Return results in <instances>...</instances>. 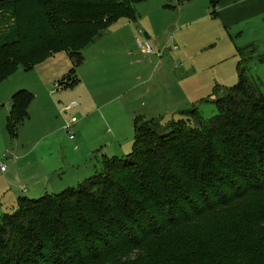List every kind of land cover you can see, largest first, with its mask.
Wrapping results in <instances>:
<instances>
[{
  "label": "trees",
  "instance_id": "obj_1",
  "mask_svg": "<svg viewBox=\"0 0 264 264\" xmlns=\"http://www.w3.org/2000/svg\"><path fill=\"white\" fill-rule=\"evenodd\" d=\"M144 1L0 0V84L61 53L81 65L83 50L118 21H136L135 7ZM208 1L216 17L226 0ZM238 55L239 81L215 90L213 118L197 108L169 123L140 117L126 157H105L102 171L77 188L20 196L15 211L0 215V264H222L221 252L168 250L164 240L181 235L189 242L187 226L264 194V93L248 75L253 50ZM75 74L73 68L68 77ZM33 100L26 89L13 94L7 118L13 138ZM250 230L246 221L237 232L214 233L246 241Z\"/></svg>",
  "mask_w": 264,
  "mask_h": 264
},
{
  "label": "rangeland",
  "instance_id": "obj_2",
  "mask_svg": "<svg viewBox=\"0 0 264 264\" xmlns=\"http://www.w3.org/2000/svg\"><path fill=\"white\" fill-rule=\"evenodd\" d=\"M250 1L244 10L258 12L226 29L212 17L208 0H145L135 7L136 21H118L83 51L81 65L74 67L69 55L61 53L33 70L20 68L0 84V163L7 166L6 179L18 177L16 187H28L27 179L47 177L28 193L16 188L18 197L36 199L77 188L102 171L105 157H126L132 152L140 117L169 123L179 120L182 111L197 108L205 119L213 118L215 90L239 81L238 49L253 50L248 75L264 93V0ZM145 43L153 54L142 53L139 45ZM251 53L244 50L247 58ZM73 68L77 74L69 78ZM74 79L78 81L70 87ZM23 89L47 103L33 102L32 120L13 138L2 113L11 96ZM42 117L44 130L36 131ZM72 118L78 122L70 140L63 127ZM11 194L5 200L1 195L0 215L17 208L18 198L11 204ZM244 202L187 226L189 242L170 235L164 245L168 250L195 248L199 256L221 252L222 264H258L264 259V235L256 226L264 220V194ZM246 221L251 227L246 241L214 233L221 228L237 232Z\"/></svg>",
  "mask_w": 264,
  "mask_h": 264
},
{
  "label": "crops",
  "instance_id": "obj_3",
  "mask_svg": "<svg viewBox=\"0 0 264 264\" xmlns=\"http://www.w3.org/2000/svg\"><path fill=\"white\" fill-rule=\"evenodd\" d=\"M250 2H251L250 0H226V1H223L221 3V5H220L218 11H217L216 17H213V16L212 17L216 18L215 21H219L224 28H226V29L229 28L230 29L231 26H233L234 24L242 21L246 17V15H248L250 13H257L258 12L257 9H254L252 11L244 10V7L246 6L244 4H246V3L250 4ZM139 48L141 49V45H139ZM86 49H84L83 51H85ZM11 78H12V76L9 79H7L6 81H10ZM3 83H5V81ZM29 91L32 92V93L34 92V91H31V90H29ZM12 96H11V101L8 103V107L6 108V111L3 110V113H2L3 117H5L6 119L8 118V116L10 114V111H11ZM37 99H40V96L37 95L35 97V94H34L33 102L35 100H37ZM33 102H32V104H33ZM46 103H47L46 101L40 99V104H42L43 106H46ZM4 106L5 105H2V107H4ZM70 107H73V106H70ZM30 108H31V106H30ZM30 108H29V114H30L29 119L22 126H24L26 123H28V122H30L32 120L31 119L32 116H31ZM41 121H42L41 125H37L36 126V131H38L39 129H43L44 130L45 121H44L43 117L41 118ZM67 122H69V120H67ZM67 122H66V124H67ZM75 125H76V123L72 126V129L75 127ZM21 127H20V129H21ZM64 127H65V125H64ZM64 127H63V130L65 129ZM20 129H19V131H20ZM18 135H19V133H18ZM70 140H72V139L70 138ZM27 154L30 155L29 153H27ZM4 174H8V169H7L6 173H4ZM4 174H0L1 175L0 177H2ZM42 178L47 180V177H42ZM33 180L29 178V179H27L25 181V184H27L28 187H20L21 185H19V187H16L19 184V183L16 184V182H20L21 180L18 177H16V180H15V178L13 177V178H11V181H10V180L6 179V177L4 175L2 178H0V197L3 194L2 198L5 200L6 197L8 196V194L12 192L13 194L10 195V197H12L11 198V200H12L11 204L12 203L15 204L16 199L19 198L18 197L19 193L16 192V188L21 190L22 193H28V188L36 187L40 183V180H34V181ZM20 194H21V192H20Z\"/></svg>",
  "mask_w": 264,
  "mask_h": 264
},
{
  "label": "built area",
  "instance_id": "obj_4",
  "mask_svg": "<svg viewBox=\"0 0 264 264\" xmlns=\"http://www.w3.org/2000/svg\"><path fill=\"white\" fill-rule=\"evenodd\" d=\"M175 49H177V46L175 47ZM141 50H142V53H145V54H153V49L152 47L150 46V44L148 43H145L144 45H141ZM77 123V119L76 118H72L69 122H67V124L65 125V130L67 131V133L70 134V138L73 140L74 139V136L71 135V132H72V126ZM7 171V166L5 164V162H1L0 163V174H4L6 173Z\"/></svg>",
  "mask_w": 264,
  "mask_h": 264
}]
</instances>
